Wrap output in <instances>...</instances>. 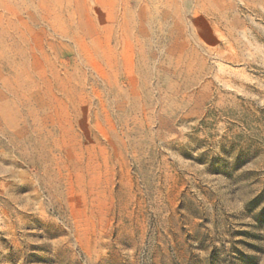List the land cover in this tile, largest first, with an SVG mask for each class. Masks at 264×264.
Returning a JSON list of instances; mask_svg holds the SVG:
<instances>
[{
  "label": "rangeland",
  "instance_id": "obj_1",
  "mask_svg": "<svg viewBox=\"0 0 264 264\" xmlns=\"http://www.w3.org/2000/svg\"><path fill=\"white\" fill-rule=\"evenodd\" d=\"M0 264H264V0H0Z\"/></svg>",
  "mask_w": 264,
  "mask_h": 264
}]
</instances>
